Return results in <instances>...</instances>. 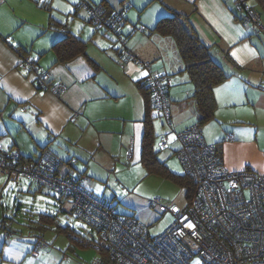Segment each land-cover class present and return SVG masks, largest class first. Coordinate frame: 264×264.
<instances>
[{
  "label": "crops",
  "instance_id": "crops-1",
  "mask_svg": "<svg viewBox=\"0 0 264 264\" xmlns=\"http://www.w3.org/2000/svg\"><path fill=\"white\" fill-rule=\"evenodd\" d=\"M41 1L0 0V147L19 152L25 158L35 157L42 148L55 154V149H64L69 153L65 159H76L72 168L76 170H79L78 158L75 153L71 154L69 147L77 155L102 149L114 157L111 154L114 147L126 146L129 141L126 150L131 148L132 156L138 133L141 139L144 115L143 95L138 89L140 95L136 97L132 88L134 90L138 82H143L148 71L134 61H126L122 66L123 82H115L121 70L112 65V56V63L107 66L104 55H119L121 46L117 48L109 42L111 50H107L100 35L95 37V29L84 39L88 25H83L86 32L80 25L75 28L74 19L70 20L72 27L68 22L56 20L51 6L49 11L39 7ZM100 1L112 8H120L122 4V0H96L94 3ZM235 1L128 0L129 12L120 31L123 36L127 35L125 48L142 60L151 61L154 73L169 76L167 94L176 132L195 122L190 100L189 105L183 103L192 95L193 85L183 71L173 38L149 29L171 11L185 13L200 41L208 47L211 59L228 75L213 89L216 99L214 123L205 124L208 135L205 139L212 144L222 141L220 155L226 168L249 167L264 172L257 138L241 136L242 124L249 117L251 108L254 116L257 107H264V14L261 13L262 29H259L244 19ZM246 2L251 5L253 0ZM131 12L133 17L129 16ZM82 20L90 22L89 17ZM56 24H67L70 32L85 41L86 55L57 60L53 44L63 36V31ZM137 26L148 30L141 31ZM76 29H81V34ZM17 46L28 49L36 59L33 60L36 73L20 68ZM42 71H48L52 80L63 83L65 90L57 95L50 89L38 88L36 77ZM137 109H140L138 118ZM181 111L184 115L189 112L192 122L186 125L177 121ZM51 144H55L54 148L49 147ZM33 247L32 244V253ZM1 253L2 249L0 257ZM97 259H94L95 264ZM8 262L12 264V261Z\"/></svg>",
  "mask_w": 264,
  "mask_h": 264
},
{
  "label": "built area",
  "instance_id": "built-area-1",
  "mask_svg": "<svg viewBox=\"0 0 264 264\" xmlns=\"http://www.w3.org/2000/svg\"><path fill=\"white\" fill-rule=\"evenodd\" d=\"M235 5L237 9L241 7L246 21L262 29L261 16L255 8L244 3ZM85 7L105 36H115L119 41L117 63L123 66L126 61H134L148 71L144 83L156 113L173 128L165 88L169 76L154 73L151 61L142 60L124 47L126 39L120 30L126 22L128 1L118 9H107L102 2ZM19 66L36 73V63L28 49L19 58ZM36 81L39 87L57 95L65 90V85L52 80L48 71L37 73ZM176 138L179 147L175 155L193 184V192L187 198L186 209L173 208V222L155 235L135 216L121 214L87 192L81 185L84 176L71 182L54 175L57 158L48 148H42L31 163L22 164L19 152L0 147V174L13 182L21 176L30 178L67 197L73 215L96 230L98 238L83 243L95 250L105 249L113 264H264V172L249 167L226 168L216 146L206 142L196 123L176 131ZM125 153L130 158L131 148ZM150 204L165 210L159 198L152 199ZM1 224L3 227L5 223ZM44 246L47 242L40 238L33 253Z\"/></svg>",
  "mask_w": 264,
  "mask_h": 264
},
{
  "label": "rangeland",
  "instance_id": "rangeland-1",
  "mask_svg": "<svg viewBox=\"0 0 264 264\" xmlns=\"http://www.w3.org/2000/svg\"><path fill=\"white\" fill-rule=\"evenodd\" d=\"M46 1L49 2V6L52 8L51 12L56 20L64 23L68 22L72 27L70 20L74 19L75 28L80 25L85 31L86 28H83V25H88L89 29L88 32L86 31L87 34L83 36L84 39H87L95 29L97 30L95 37L100 35L101 41L108 46L106 47L107 50H111L109 42L117 45V48L120 47L115 36L108 38L102 30L96 29V25L90 22H83V18L87 19L89 17L85 4L94 5L96 0ZM79 3L82 4L77 8V12L74 13ZM114 8L118 9L117 7ZM128 12L126 15H128ZM129 16L133 17V12ZM76 32L81 34V29ZM87 44H90V42ZM110 56H112L111 60L113 63L110 60ZM104 58L107 66L112 63L117 69L121 70L118 72L115 82H123L125 76L122 69L124 67L117 63L118 55L116 53L114 55H104ZM112 68L116 69L115 67ZM138 89V86H135L134 90L132 88V91H136V97L140 95V89ZM141 104L143 105V102ZM139 110L137 109V118ZM140 111L142 112V108ZM186 113L188 115H184L183 111H181L178 115L177 121H180L181 124L187 125V123L192 122L189 112ZM252 113L253 109L251 108L248 112L249 117L242 124L241 136L247 137L251 135L257 138L258 150L264 162V107H257L254 110V116ZM152 115H155L152 119L153 147L158 151V157L174 173H183L182 164L175 155V150L179 147L175 129L170 128L165 119L157 116L154 111H152ZM211 123H214L213 120L207 124ZM204 129H206L205 125L202 126L205 136L207 134H205ZM162 138H164L163 142H166L165 144L162 143ZM128 142L125 143L126 146H121L120 148L114 145L115 147L111 153L114 157L108 155L102 149L77 155L76 152L71 151L70 147H68L71 154L75 153L78 158L77 168L81 171L85 169V175L88 176V178L83 180L85 188L90 193L113 205L117 212L135 216L148 227L150 234L155 235L162 232L173 222V214L171 213L173 208H178L181 211L186 209V188L180 187L155 173L147 174L145 167L140 161L139 133L134 139L133 155L128 160L125 154L127 146L130 144ZM53 146L55 144L49 145L51 148ZM54 151L62 158L69 154L64 149H55ZM36 188L37 184L34 183L30 186L28 180H22L18 184L9 180L7 176L0 174V251L2 249L0 264H10L8 261H12V264H95L94 259L98 258L99 254L94 247L71 245L68 236L64 232L56 231L54 227L43 230L35 228L38 213L45 211L55 214L59 223L62 226L67 225L70 230H73V233H79L87 240L93 238V235L88 233L91 232L90 226L86 225L85 222L73 217L68 211L66 214L58 212L60 202L55 192L45 187L35 191ZM154 198L160 199L161 205L165 207V210H162L160 205L153 206L150 204V201ZM3 219L9 222L3 224L2 227ZM39 234L43 235L42 239L47 242L48 246H44L38 253L34 254L31 251V245H34Z\"/></svg>",
  "mask_w": 264,
  "mask_h": 264
},
{
  "label": "trees",
  "instance_id": "trees-1",
  "mask_svg": "<svg viewBox=\"0 0 264 264\" xmlns=\"http://www.w3.org/2000/svg\"><path fill=\"white\" fill-rule=\"evenodd\" d=\"M35 1H38V0H35ZM124 1H127V0H122V2ZM100 2L104 3L107 9H114L108 6L105 2L103 1H100ZM236 2L244 3L252 8H255L260 13V16H261V13L264 14V0H253L251 5L248 4L246 0H236L235 4ZM97 3L99 2H96L95 4ZM38 5L39 7L44 8L48 11L50 10L49 2L46 0L41 1L40 3H38ZM77 8L75 10H77ZM168 9L171 10L170 8ZM238 10L243 13V17H244V12L241 9V7ZM171 12L172 13H169L168 15L160 17L155 22L154 26L149 29V31L159 34L161 36H170L171 38H173L177 51L183 62V66H184L183 71L187 74L190 82L193 85L192 95H190L189 97H186L183 103L184 105H187L190 100L189 104L192 106L193 111H194L193 113L195 116L194 123L198 124L202 131V126L208 123L210 120H212L214 116V110L216 107V99L214 96L213 89L216 85H218L219 83L224 81L226 78H228V75L223 71L222 67H220L213 59H211L209 55L208 47H206L200 41L196 31L193 29L192 25L190 24L187 15L185 13L177 12V11H171ZM89 20L91 23H93V21L90 18ZM125 21H126V15H125ZM56 26L63 31V36L53 44V49L55 50L58 61H66L78 54L86 55L85 41H83L81 38H79L78 36L70 32L67 24H56ZM147 30L148 29H144L143 27L141 29V31H147ZM126 36H125V39H127ZM15 50L18 52L20 57L26 51V49L20 48V46L15 47ZM32 59L36 60L34 58ZM36 85L38 88H41L38 86L37 83ZM137 86L143 95V101H144L143 102L144 103V115L142 119L143 129H142V134H141V139H140V143H141L140 144V161L145 167L147 174L155 173L156 175H159L165 179H168L174 182L180 187H185L186 197L188 198L190 194L193 192V184L191 180L184 173H174L173 171H171L166 165V163L158 157V151H156L153 147L154 132H153L152 119L153 117H155V115H152V111L155 110V105L151 99L150 92L145 86L144 80L143 82H138ZM165 88L167 92V84H165ZM156 115L159 116L158 114ZM221 142L222 141L219 140L213 143V145L216 146L220 154H221ZM209 144H212V143H209ZM5 150H8V149H5ZM19 155H21V153H19ZM54 155H56V158H57L56 166L53 172L54 175L66 178L71 182L80 180L83 178V176L87 178V175H85L86 174L85 171H79L76 169H72L73 165L76 162V159H73V158H66V159L63 158L62 159L57 154L54 153ZM21 158L22 160L20 159V162H22V164H25V163H31L34 157L25 158L23 157V155H21ZM22 180H28L31 185L34 183L37 184V188L35 189V191L41 190V187H45L46 189L51 191V189H49L46 186H43L41 183L36 182L35 180H32L24 176H21L16 183L19 184L20 181ZM83 182L84 181H81L82 187H83ZM86 191L89 192L88 190ZM55 193H56L55 195H58V199L60 202L58 212L66 214L68 211L73 217L78 218L82 220L83 222H85L86 225L88 226L91 225L84 219H81L73 215L72 207L70 204L71 202L69 201L67 197H63L60 193H57V192ZM90 194L94 195L92 193ZM96 197H99V196H96ZM103 201L107 203L105 200ZM37 217H38L36 221L37 225L35 226L36 229L43 230V229L54 227L56 231L64 232L68 236L70 240V244L75 245V246L85 245L83 242L89 241L83 235L79 233H73V230H70V228L67 225L62 226L59 223V220L55 216V214L44 211V212H39ZM8 222L9 221L5 219H3L2 221V223H5V224ZM90 230L91 232H88V233L93 235L92 239L98 238L96 230L93 229L92 226H90ZM42 237L43 235L41 234L37 235V239L35 240V243ZM96 251L99 254V257L97 259V264H113L111 259L108 257V253L105 249H99Z\"/></svg>",
  "mask_w": 264,
  "mask_h": 264
}]
</instances>
